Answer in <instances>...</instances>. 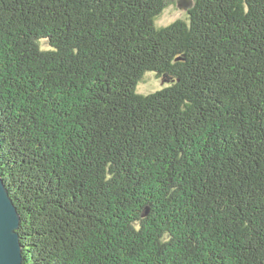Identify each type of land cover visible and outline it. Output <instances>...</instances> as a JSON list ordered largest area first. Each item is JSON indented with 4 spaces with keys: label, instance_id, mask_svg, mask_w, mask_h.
Returning <instances> with one entry per match:
<instances>
[{
    "label": "trees",
    "instance_id": "obj_1",
    "mask_svg": "<svg viewBox=\"0 0 264 264\" xmlns=\"http://www.w3.org/2000/svg\"><path fill=\"white\" fill-rule=\"evenodd\" d=\"M192 1L0 0L23 264H264V0Z\"/></svg>",
    "mask_w": 264,
    "mask_h": 264
},
{
    "label": "water",
    "instance_id": "obj_2",
    "mask_svg": "<svg viewBox=\"0 0 264 264\" xmlns=\"http://www.w3.org/2000/svg\"><path fill=\"white\" fill-rule=\"evenodd\" d=\"M193 1L179 3V8L189 9ZM21 215L10 196L0 169V264H23V246L18 229Z\"/></svg>",
    "mask_w": 264,
    "mask_h": 264
},
{
    "label": "rangeland",
    "instance_id": "obj_3",
    "mask_svg": "<svg viewBox=\"0 0 264 264\" xmlns=\"http://www.w3.org/2000/svg\"><path fill=\"white\" fill-rule=\"evenodd\" d=\"M179 3L186 4L187 0H169L166 8L156 18V24L159 26H167L178 19L188 17L187 10L179 8ZM170 84L171 82H168L166 78L164 79L162 76H158L155 72H148L144 81L140 82L138 92L150 94Z\"/></svg>",
    "mask_w": 264,
    "mask_h": 264
},
{
    "label": "bare ground",
    "instance_id": "obj_4",
    "mask_svg": "<svg viewBox=\"0 0 264 264\" xmlns=\"http://www.w3.org/2000/svg\"><path fill=\"white\" fill-rule=\"evenodd\" d=\"M5 183V182H4ZM6 185V184H5ZM7 187V186H6ZM8 189V188H7ZM11 196V195H10ZM13 199V198H12Z\"/></svg>",
    "mask_w": 264,
    "mask_h": 264
}]
</instances>
